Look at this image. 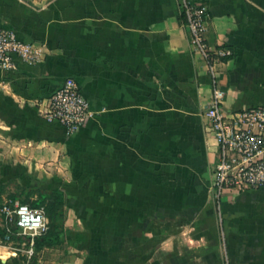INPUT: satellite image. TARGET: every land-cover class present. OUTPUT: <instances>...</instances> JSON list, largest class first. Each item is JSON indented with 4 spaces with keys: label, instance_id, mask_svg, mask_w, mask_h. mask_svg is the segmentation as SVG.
Returning <instances> with one entry per match:
<instances>
[{
    "label": "crops",
    "instance_id": "1",
    "mask_svg": "<svg viewBox=\"0 0 264 264\" xmlns=\"http://www.w3.org/2000/svg\"><path fill=\"white\" fill-rule=\"evenodd\" d=\"M196 1L208 45L232 51L224 111L263 105L264 0ZM0 27L44 52L0 70V161L64 197L63 243L35 264H264V188H212L211 77L177 0H0ZM67 78L93 111L70 136L37 105Z\"/></svg>",
    "mask_w": 264,
    "mask_h": 264
},
{
    "label": "built area",
    "instance_id": "2",
    "mask_svg": "<svg viewBox=\"0 0 264 264\" xmlns=\"http://www.w3.org/2000/svg\"><path fill=\"white\" fill-rule=\"evenodd\" d=\"M193 49L207 62L212 98L204 111L207 131L214 137L218 159L213 171L212 188L216 197L225 190L245 191L264 188V104L232 113L223 109L224 90L218 83L216 62L228 58L225 47L212 49L205 38L208 7L196 0H177ZM42 46L21 41L9 28L0 27V70L14 71L20 64L34 65L43 57ZM39 115L49 123L60 124L67 136L84 127L93 111L78 83L67 78L44 101H38ZM4 240L11 251H21L23 264H31L35 238L49 230L43 207H30L9 199L0 207ZM23 240V241H22ZM22 244V248L11 244Z\"/></svg>",
    "mask_w": 264,
    "mask_h": 264
},
{
    "label": "rangeland",
    "instance_id": "3",
    "mask_svg": "<svg viewBox=\"0 0 264 264\" xmlns=\"http://www.w3.org/2000/svg\"><path fill=\"white\" fill-rule=\"evenodd\" d=\"M20 165L21 164L19 163V166ZM22 174L23 173L13 175L12 173L6 172L5 161H0V207L5 201L11 199L12 196H19L21 198H26L29 201H33L38 197L40 192L45 191L40 188L44 187V183L47 182L45 179L39 178L26 180L20 177ZM1 223L0 217V246H9V244L4 240V233ZM11 245L13 247L22 248V244L15 243ZM6 251L7 249H4V252ZM8 252H10V254L6 255L7 258H5V261L0 260V264H23L24 256L22 255L21 251L14 252L8 249ZM36 259L37 256L34 260ZM32 264H35L34 261Z\"/></svg>",
    "mask_w": 264,
    "mask_h": 264
},
{
    "label": "trees",
    "instance_id": "4",
    "mask_svg": "<svg viewBox=\"0 0 264 264\" xmlns=\"http://www.w3.org/2000/svg\"><path fill=\"white\" fill-rule=\"evenodd\" d=\"M11 199H17L21 203L27 204L30 207H43L49 221L48 232L35 238V255L32 259V263L36 257V253L44 246H58L63 243L65 210L64 197L61 191L53 190L41 193L39 194L38 199L33 201H29L28 199L19 196H12Z\"/></svg>",
    "mask_w": 264,
    "mask_h": 264
},
{
    "label": "bare ground",
    "instance_id": "5",
    "mask_svg": "<svg viewBox=\"0 0 264 264\" xmlns=\"http://www.w3.org/2000/svg\"><path fill=\"white\" fill-rule=\"evenodd\" d=\"M4 253H6V255H9V252H7V251H6V252H4Z\"/></svg>",
    "mask_w": 264,
    "mask_h": 264
}]
</instances>
